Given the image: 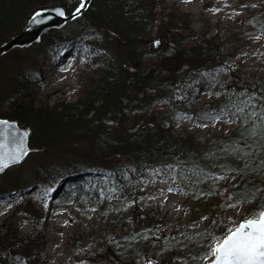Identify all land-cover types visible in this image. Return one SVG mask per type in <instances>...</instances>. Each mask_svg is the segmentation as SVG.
<instances>
[{
    "label": "trees",
    "instance_id": "trees-1",
    "mask_svg": "<svg viewBox=\"0 0 264 264\" xmlns=\"http://www.w3.org/2000/svg\"><path fill=\"white\" fill-rule=\"evenodd\" d=\"M76 2L77 0H0V38L4 41L18 33L23 26L18 19L24 14L29 16L40 7L53 5H62L69 11L75 7ZM154 7V0H92L85 10L86 17L72 21L78 25L76 28L59 29V38L62 36L63 41L67 39L66 35L79 34L85 28L89 29L88 31H97L95 34L98 36L103 33L96 41L102 69L99 77L92 80L94 87L78 100L50 104L39 98L44 79L35 69L25 65L18 77L16 89L5 99L0 97V105L7 103L6 108L0 106L1 117L16 119L20 125L33 128L31 145L37 150L32 151V154L39 155L40 150L51 151L56 137L64 141L63 138L75 135L74 141L65 149L68 154L64 158L66 160L45 165L44 168L38 167L35 172L31 171V175L34 173L32 176L25 175L26 178L30 176L28 181H32L31 183H38L40 193L45 187L55 188L59 182L69 184L72 180V183H75L89 172L95 173L103 182H111L115 187L117 195L106 206L107 210L105 209L106 219L109 218L111 224L106 238H103L100 232L86 238L96 241V247L112 257V264H135L131 257L139 249H144L153 257L157 252L152 253V245L156 241L154 236L148 241L140 240L139 248L134 247L136 241L130 244L129 241L121 240L127 249L123 256L118 255L121 249L109 244L112 237L119 240L122 235H134L146 229H151L157 236V225L148 221V217L143 214H136L135 223L132 220L131 224L129 223L132 216L130 212L138 211L144 196L151 193L149 184H146L151 178V169L163 168L177 159L196 160L205 150L235 135L234 128L228 133H214L210 136L205 133L183 134L177 129L172 119L174 110L184 109L191 115L202 116L222 106L224 100L221 96L218 104L214 106L190 109L185 98L177 99V86L184 90L187 82L196 80L202 71L210 72L226 65L229 53L224 50V42L218 36L195 33L180 38L174 37L165 49L162 46L150 47L152 30L156 26H162L155 23ZM92 21L95 23L91 24ZM189 21L191 19L186 20ZM184 23L176 19L173 13L166 19V24L176 28H180ZM257 26L264 32V23ZM106 31L108 37H105ZM177 32L180 31H176L179 35ZM162 33L164 32L160 34ZM163 41L165 44L166 40ZM38 45L41 50L50 48L47 42ZM94 48H91V51L95 50ZM23 49L13 48L14 55H21ZM40 62L43 63L41 60ZM229 78V85L224 87L235 92L245 87L264 88V79L258 85H248L236 72H232ZM162 100L173 111L154 110L153 105ZM66 153L64 155H67ZM198 162L201 167L209 163L207 160ZM19 164L9 167L0 177ZM191 171L190 163L185 167V174L190 175ZM205 171L207 172L208 168H205ZM166 175L168 174H163ZM183 182L187 192L186 202L192 211H204L209 216L222 211V201L217 200L219 194L199 199L193 196L199 195L200 190L208 191L212 185L210 180L201 182L198 176L193 175L191 180ZM127 184H130L131 189H127ZM11 186L13 188V185ZM62 186L51 193V197L62 195L66 187L64 184ZM4 187L0 186V189H5ZM223 187H226L227 192L230 183L222 182L218 192ZM22 190L24 189L19 188L21 193ZM86 192L98 195L96 190ZM133 200L136 202L131 203ZM260 203H264V199ZM129 204H132V207L123 211ZM244 207L250 211L247 205ZM19 209L28 217L29 230L20 231L13 220L7 223L5 231L0 235V264H11L16 257L27 261L28 264H51L46 251L43 210L30 200ZM204 232L205 230L194 233L198 243H203ZM170 241L174 242L167 239L162 244L177 258L180 255L175 252V246ZM147 247L150 250L146 249ZM204 250L190 247L187 252L190 256ZM140 256H143V252H140ZM158 259L163 260L162 256ZM190 264L197 262L192 261Z\"/></svg>",
    "mask_w": 264,
    "mask_h": 264
},
{
    "label": "rangeland",
    "instance_id": "rangeland-1",
    "mask_svg": "<svg viewBox=\"0 0 264 264\" xmlns=\"http://www.w3.org/2000/svg\"><path fill=\"white\" fill-rule=\"evenodd\" d=\"M154 1L155 23L162 26H156L152 30L150 47L162 46L165 49L172 43L174 37L180 38L195 33L197 35L218 36L224 42V50L229 53L226 65L210 72L202 71L196 80L192 79L187 82L184 90L179 88L177 97L183 95L190 109L208 108L218 104L221 97L217 98L214 95H207V93L218 91L221 83L224 86L229 85V76L232 72L240 74L241 79L247 81L248 85H258L264 79V32L261 27L257 26L259 23H264V0ZM242 4H248L249 7L242 8L240 7ZM253 4L256 7H251ZM170 13H173L176 19L185 22L184 25L176 28L166 24V19ZM237 13L240 14L237 15ZM31 14L29 16L24 14L18 19V22L23 24L22 28ZM185 19H191V21L186 22ZM72 21L66 23L62 28H51L41 36L40 41L24 46L21 55H14L13 49L0 55V97L2 99H5L16 89L18 77L24 65L35 69L43 77L45 83L40 87L38 97L50 104L74 102L94 87L92 80L99 77L100 69H102V63L99 59L100 50L96 48L98 47L96 41L100 39L99 36L103 33L98 36L95 34L97 31H88L89 29L85 28L79 34L66 35L65 39H67L63 41L62 36L59 38V29L71 30L76 28L78 25ZM92 23L95 22L92 21ZM102 27L106 30L104 26ZM176 31H180L177 32L179 35L176 34ZM161 32L164 33L160 34ZM104 34L105 37H108L107 31ZM163 39L166 40L165 44ZM156 40L160 41L159 45L153 43ZM2 42L3 40L0 38V44ZM45 42L49 45L50 43L53 44L50 45V48H42L41 50V46L38 44ZM91 48L97 51H91ZM229 65L234 71H229ZM201 74H211L216 77V80L212 81L211 76L205 79V76ZM196 81L200 83H196ZM212 83H216L217 87L213 88ZM6 105L7 103L4 102L0 106L6 108ZM153 107L154 110L167 111L171 109L173 111L164 100L154 104ZM185 114L188 117H195L184 109L172 112V119L177 129L183 134L205 133L210 136L214 133H228L233 130V127L225 124L208 128L197 127L200 121L184 119ZM205 122L212 123L210 119H205ZM74 139L75 135L66 139L63 138L64 141L56 137L55 141L51 142L53 145L51 151L40 150L39 155L29 153L18 167L9 169L5 176L1 175L0 186H5V189H0V212L7 214L0 216V235L5 231L7 223L12 220L20 231L29 230L28 217L19 208L27 200H30L44 213L46 251L51 264H79L82 259L86 260L87 264H112V257L107 252H101V249L96 247V241L86 239L93 236L95 232L102 233L103 238H106L107 231L111 226L109 218L106 219V206L117 195V191L115 193L109 191V189L115 188L111 182H103L93 172L86 173L82 180H77L75 183H72V180L69 184L59 182L56 185V191L64 187L62 186L64 184L66 186L65 192L62 195L50 196L47 200L48 208L45 209L42 206L44 201L40 199L41 193L38 183L28 181L30 176L34 175V173L32 175L30 173L35 172L38 167L44 168L45 165L66 160L64 158L68 154L65 149L71 145ZM34 150L37 148L35 147ZM26 174L30 176L26 178ZM150 177L149 181L154 180V182L148 181L146 184H149L151 193L144 196L138 211L132 210L130 212L132 216L129 223L131 224V220L135 223L136 214H143L148 217V221L157 225V236L160 239L152 245V253L164 249V244H162L165 243L164 240L171 239L174 242L170 241V243L174 244V250L179 253V257H188L187 251L190 247L195 249L208 247L206 240L203 243H198L194 233L214 229L218 235L221 231L220 227H217L218 224H226L228 227H232L234 223H239L249 213L244 206L231 210L225 208L226 187L220 189L217 199L222 201L220 213L212 216L204 211L196 213L191 210L186 202L187 192L184 188V182L178 175L175 184L172 183L168 175H161L160 177L150 175ZM161 180H167L168 183H161ZM177 185H179V191H167L169 186L176 188ZM126 187L131 189L130 184H127ZM19 188L24 189L22 193ZM89 190H96L98 195L87 193L86 191ZM101 190H103V195ZM149 197H155V199H149ZM9 203L12 205L10 209L7 207ZM130 205L132 207V204ZM93 208L96 209L95 212L91 211ZM204 216L209 219L203 220L202 217ZM211 221H216L217 225H213ZM172 237H175V240ZM185 245L187 246L185 247ZM89 246H91L90 249ZM85 249L89 250L85 251ZM146 249L150 250L149 247ZM162 259V261L159 259V262L163 264H180L170 250L163 253ZM21 262L23 260H14L11 264H21ZM190 263L192 261L189 259L188 264Z\"/></svg>",
    "mask_w": 264,
    "mask_h": 264
},
{
    "label": "snow or ice",
    "instance_id": "snow-or-ice-1",
    "mask_svg": "<svg viewBox=\"0 0 264 264\" xmlns=\"http://www.w3.org/2000/svg\"><path fill=\"white\" fill-rule=\"evenodd\" d=\"M89 4L90 0H77L74 10H69L68 15L73 20L79 21L81 17H86L85 10L88 9ZM240 7L248 8L249 5L242 4ZM251 7H256V5L253 4ZM54 10L56 15L65 17L63 8ZM216 10L219 11V9ZM239 14L237 13V15ZM43 15L44 12L35 11L31 15V21L35 22L37 17ZM153 43L159 45L160 41L156 40ZM229 71H234L231 65H229ZM201 75H204L205 79L211 76L212 81L216 80V77L211 74ZM196 83L200 82L196 81ZM211 86L216 88L217 84L212 83ZM219 88L222 90L207 93V95H214L217 98L223 96L222 106H218L202 116L188 117L185 114L184 119H197L200 121L197 127L202 128L214 127L218 124L229 125L235 129V135L205 150L203 155L198 156L196 160L181 161L177 159L163 168L151 169L150 175L160 177L166 173L173 184L176 183L177 174L182 181L191 180L193 175L198 176L201 182L210 180L212 185L208 191L200 190L199 195L193 194L196 199L218 195L221 183H230V188L224 196L225 208L238 209L245 205L250 208L245 218L239 223H234L232 227H228L226 224L217 225L216 221H211L213 225L220 227V234L217 235L214 229L205 230L202 239L208 242V247L196 255L185 258L177 257L180 264H188L189 259L197 264H264V203H260L264 199V88L248 89L245 87L241 91L235 92L231 88H225L222 83L219 84ZM177 90H179V86H177ZM177 99L183 100L184 96L180 95ZM205 119H210L212 123L205 122ZM28 136L29 133L21 131L14 121L0 119V173H4L12 165L21 163L29 155L32 149L28 147ZM205 160L209 163L201 167L198 161ZM190 163L192 171L190 175H187L185 167ZM205 168H208L207 172ZM213 169L217 171H213ZM149 182H154V180ZM161 183L167 184L168 181L161 180ZM54 191L56 189L51 186L41 190L40 199L44 201L42 206L45 209L48 208L47 200ZM109 191L115 193L116 189L111 188ZM167 191H179V185L176 188L169 186ZM101 194L103 195V190H101ZM116 199L119 198L116 197ZM149 199H155V197H149ZM135 202L133 200L131 203ZM11 206V203L7 204L9 209ZM130 206V204L127 205L123 211H127V207ZM120 210L116 209V211ZM91 211L95 212L96 209L93 208ZM6 214V212H0V216ZM202 219L208 220L209 218L204 216ZM125 231L127 230L125 229ZM146 233H151V235ZM153 236L157 241L160 239L159 236L152 233L151 229H146L143 232H136L134 235H122L119 240L112 237L109 243L121 249L118 255L123 256L127 249L121 240L129 241L130 244L132 241H136L134 247L139 248L140 240L148 241ZM172 239L175 240V237ZM90 248L91 246H89ZM89 249H85V251ZM167 251V248L157 251L154 258L149 256L144 249H139L131 258L135 264H160L158 258ZM140 252H143V256H140ZM15 259L19 260L20 258L16 257ZM21 264H28V262L23 261ZM79 264H87V262L82 259Z\"/></svg>",
    "mask_w": 264,
    "mask_h": 264
},
{
    "label": "water",
    "instance_id": "water-1",
    "mask_svg": "<svg viewBox=\"0 0 264 264\" xmlns=\"http://www.w3.org/2000/svg\"><path fill=\"white\" fill-rule=\"evenodd\" d=\"M90 3H91V0H90ZM56 8H63V10L65 11V17L56 15V12L54 10ZM72 10H74V8ZM35 11H42L44 12V15L42 17H37L35 22L31 21V16H30L26 24L24 25V27L18 33L14 34L9 39L3 41L0 44V55L13 49L14 47H24V46H28L32 44L33 42L39 41L41 39V36L44 33H46L49 29L61 28L67 22L73 20L68 15L69 12L62 5L40 7L36 9ZM34 12L32 14H34ZM0 119H9L11 121H14L19 126L21 131H27L29 133L28 140H27L28 147H30L32 150L35 149L31 147L30 145V136L32 134L31 127L21 126L18 123V120L16 119H10V118L1 117V116H0ZM25 159L26 157L22 161H24ZM160 264H163V263L160 262Z\"/></svg>",
    "mask_w": 264,
    "mask_h": 264
}]
</instances>
